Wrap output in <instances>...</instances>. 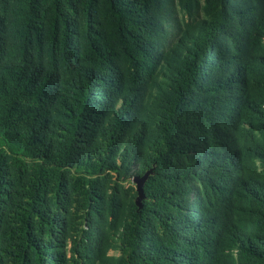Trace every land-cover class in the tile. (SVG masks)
Returning a JSON list of instances; mask_svg holds the SVG:
<instances>
[{"label": "trees", "instance_id": "1", "mask_svg": "<svg viewBox=\"0 0 264 264\" xmlns=\"http://www.w3.org/2000/svg\"><path fill=\"white\" fill-rule=\"evenodd\" d=\"M69 245L264 264V0H0V264Z\"/></svg>", "mask_w": 264, "mask_h": 264}, {"label": "rangeland", "instance_id": "2", "mask_svg": "<svg viewBox=\"0 0 264 264\" xmlns=\"http://www.w3.org/2000/svg\"><path fill=\"white\" fill-rule=\"evenodd\" d=\"M177 13H178V16H179L180 20H187V19H188L187 16L185 15V13H184L180 8L177 9ZM76 53H77V55L82 54V46H81V45H77V46H76ZM125 185H126V187H134V188H136V184H134V183H132V182H127V183H125ZM74 212H75V211H74ZM77 224L79 225V224H80V221H78ZM64 253L67 254V259H68L69 261H71L70 264H85L84 260H81V259L79 258V256H78L77 254H75V253L71 250V245L67 246V247L64 249ZM73 253H74L76 259L78 260L77 262H75V261H74L75 259L73 260V258H72ZM110 254H111V255H118L119 252H112V251H111ZM236 258L238 259V256H236ZM45 262H46V264H47V263H48V259H46Z\"/></svg>", "mask_w": 264, "mask_h": 264}, {"label": "water", "instance_id": "3", "mask_svg": "<svg viewBox=\"0 0 264 264\" xmlns=\"http://www.w3.org/2000/svg\"><path fill=\"white\" fill-rule=\"evenodd\" d=\"M151 171H148L144 174V176L138 178L136 180V184H137V190H138V193H139V196H138V199H137V203L139 205V207H141V201L143 199V186L148 178V176L150 175Z\"/></svg>", "mask_w": 264, "mask_h": 264}]
</instances>
